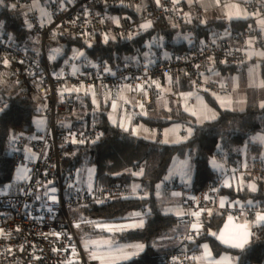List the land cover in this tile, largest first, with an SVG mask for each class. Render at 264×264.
<instances>
[{"label":"built area","instance_id":"built-area-1","mask_svg":"<svg viewBox=\"0 0 264 264\" xmlns=\"http://www.w3.org/2000/svg\"><path fill=\"white\" fill-rule=\"evenodd\" d=\"M12 1L25 12L33 37L30 45L20 46L5 37L0 28V73L11 75L16 83L23 82L26 74L30 83L38 80L39 85L33 87V91L43 101L47 126L44 131L22 130L15 136L12 156L17 170L23 169L27 178L21 180L16 176L0 191V226L3 228L0 264H92L80 244V223L73 210L90 203H108L133 196V187L121 182L101 183L96 177L82 180L76 169L65 165L72 146L95 142L102 136L95 124L76 127L70 123L78 93L106 96L115 88L128 87L149 113L165 96L167 85L171 94L177 93L180 79L196 91L227 94L229 87L219 81L205 80L204 75L217 65L241 72L249 55L244 47L227 41L226 30L209 28L198 36L193 26L203 13L189 9L182 0H159V4L156 0L146 7L139 21H135L130 12L100 10L110 5L129 6L138 0H6L7 5ZM37 2L46 15L36 7ZM244 5L248 10L264 13V0H248ZM159 20L191 25L186 31L187 49L182 54L171 53L169 57L158 54L151 63L139 55L112 68L106 61L79 57L78 50L66 54L61 46L49 45L57 34L83 37L89 44L96 37L108 40L117 35L131 42L146 31L142 25ZM247 36L260 37L261 33L257 26H247L242 37ZM4 60L8 61L7 65ZM7 107L8 103L0 97V111ZM235 168L239 171L238 166ZM240 172L244 177L259 180L264 190V158H254L249 168ZM229 173L219 175L200 192L177 180L165 182L162 192H179L185 218L190 223L198 218L193 213L202 215L215 210L255 221L256 213L264 211L261 202L253 199L237 202L222 194ZM258 228L255 224L254 232ZM178 240L180 245L167 252L161 264H193L194 252L182 247L187 236H180Z\"/></svg>","mask_w":264,"mask_h":264},{"label":"trees","instance_id":"trees-1","mask_svg":"<svg viewBox=\"0 0 264 264\" xmlns=\"http://www.w3.org/2000/svg\"><path fill=\"white\" fill-rule=\"evenodd\" d=\"M155 1L138 0L129 6L118 8L110 5L103 6L100 10L111 13L130 12L134 20L139 21L144 16L146 7ZM0 21L3 22L2 32L5 37L20 46L30 45L33 33L29 30L23 10L8 5L0 6ZM241 26L243 25H240L239 31L245 29ZM189 27L191 25L188 23H168L159 20L131 42L123 41L117 35L108 40L96 37L94 42L89 44L83 37L57 34L50 39L49 45L61 46L66 54L73 50H84L86 56L97 61H106L114 68L123 61L134 60L139 55L143 57L141 52L146 50L158 51L162 48L173 55L182 54L188 44L184 39L176 40V37L185 35ZM193 28L198 36H202L209 27H203L197 21ZM216 28L223 29V26ZM218 67L226 73L237 71L228 66ZM4 76L5 83L0 85V97L8 103V107L0 111V191L17 176L16 163L12 156L16 134L22 130H32L34 119L44 114L43 101L33 91V87L37 88L39 85L37 79L36 83L32 84L26 74L23 82L16 83L11 75ZM262 79L264 81V63ZM180 83L190 86L184 79ZM92 95L91 92L78 93L76 111L69 121L76 127L95 124L101 130L102 136L95 142L72 146L71 155L65 165L76 169L82 180H85L87 168L92 166L95 167V177L101 183L121 182L132 186L137 182L141 185L142 192L138 196L116 198L108 203H90L73 210L80 223L78 235L92 239L108 237L112 233L97 228L98 223L128 221L133 214L143 213V227L129 228L114 233L113 236L120 242H141L145 247L144 251L129 261L116 264H161L165 254L157 250L156 245L160 238L180 221L176 215L163 210L158 196V190L165 183L172 162L177 158L186 157L193 160L192 188L195 192H200L220 175L211 164L214 157L234 168L241 166L246 144L248 152L258 157L264 154L263 145L247 143L250 136L261 129L264 130V107L260 106L258 92L251 93L244 110L222 109L215 99L207 94L210 103L219 110V116L215 121L203 124H197L192 115L181 110L175 115L176 119L185 122L193 131L186 141L179 144L149 140L134 135L131 131H125L113 124L105 111L95 110ZM169 123L170 119L160 122L161 125ZM140 170L142 175L137 174ZM255 180L258 183L256 192L249 188L236 190L226 187L222 194L229 200L253 199L264 205L262 183ZM206 213H202L203 224L199 234L185 241L182 245L184 249L197 252L202 243L208 242L216 255L223 252L233 254L236 257V264H264V225L259 226L244 249L227 248L217 240L216 235L211 234H217L226 215L216 210L209 215ZM94 264L100 263L95 261Z\"/></svg>","mask_w":264,"mask_h":264},{"label":"crops","instance_id":"crops-1","mask_svg":"<svg viewBox=\"0 0 264 264\" xmlns=\"http://www.w3.org/2000/svg\"><path fill=\"white\" fill-rule=\"evenodd\" d=\"M184 5L188 7L189 9H194V10H201L203 13V16L198 19L199 24L203 27L208 26L209 28H216L217 26H223L222 30H226V39L231 45H240L246 49L248 52V55L252 52H259L261 48L264 47V30L261 29L259 21L264 18V13L260 10H248L246 6L244 5L245 2L248 0H220V3L217 4L216 0H182ZM233 4H238L241 10H246L247 13H256L259 12L260 15H248L246 19H228L227 12L229 11V8L226 6H230ZM11 6V5H8ZM13 7V6H11ZM258 18L255 20V18ZM239 23V24H238ZM237 24V25H236ZM240 25H243L241 27H254L257 26V29L261 33L260 37H255V36H247V37H242L243 31H239ZM208 28V29H209ZM243 28V29H244ZM220 29V28H218ZM2 31V27H1ZM228 31V33H227ZM185 36V38H183ZM179 39H184L187 42V36L181 35ZM249 40L252 41L251 44H249ZM263 44V45H262ZM158 54H161L162 56L169 57L171 52L165 49L160 48L158 51L156 50H148L146 55L143 56L142 58L148 62H154L155 58L157 57ZM257 55H252L250 57L249 55V60L244 68L243 74L245 73L246 68L252 63L256 62ZM253 60V61H252ZM252 61V62H251ZM264 63V62H263ZM262 63V64H263ZM227 73L222 71L218 65L215 66L213 69L209 70L206 72L204 75L205 80H215L219 81L221 84L227 86L230 88V92L227 94H220L218 92H207V91H196L194 90L191 85H182L180 83V80H178V91L176 94H171L170 88L167 85L164 88L165 91V96L158 102L157 107L154 111L147 113L146 115H142V112H139L138 107H141L136 95L132 93V90L127 88H115L113 91H111L108 95L109 99V104H104L101 103L102 110L100 111H105L110 119V121L121 127V123H123L129 130L132 132L133 128H136L139 130V137L146 138L149 140H160L164 141L165 139H168L170 142L169 144H179V143H173L171 141L175 140H181L180 143L186 141L191 135L187 136V139H184L186 135L188 134L187 131L185 130V127L188 126L185 124V122H182L180 120L176 119V114L180 112L181 110L185 111V106H187L190 110L185 111L188 114H191V110H195L197 112V116H193L195 119V122L197 124H203L206 122H211L215 121L218 119L219 116V110L214 107L209 99L208 95H210L215 101L217 102L218 106L222 109H228V110H244L247 107L248 104V94L246 92L245 94H238L236 93V98H225L226 96L232 95L234 93V87L232 83L229 82V79H225ZM222 77L221 79H219ZM5 78H3V75L0 74V85L4 84ZM185 86V87H183ZM248 90V89H247ZM84 92V91H81ZM92 93V92H91ZM193 94L191 96H182L181 94ZM208 94V95H207ZM99 96V95H97ZM103 100L105 96H99ZM199 97V99L197 98ZM119 100L123 101L125 100V104L123 107L121 106L118 111L115 113V118L110 117L108 114V109L112 106V104ZM231 101L230 106L228 105L227 101ZM262 103V101H260ZM238 106V107H237ZM105 107L107 109H105ZM104 108V109H103ZM143 109V107H141ZM235 108V109H234ZM144 110V109H143ZM146 113L145 111H143ZM202 114H215L216 118L215 119H203ZM46 117V116H45ZM47 119V117H46ZM170 119V123L167 125H161L160 122ZM115 121V123L113 122ZM152 121V123L150 122ZM158 123V124H157ZM190 127V126H189ZM124 129V127H121ZM45 129V128H44ZM41 130V131H44ZM145 129L147 131H145ZM192 130V128L190 127ZM166 130H169L166 134ZM193 131V130H192ZM259 144V143H256ZM263 145L264 144H261ZM261 158H264V154L259 156ZM258 158L253 153L246 152L241 166L239 165V171L236 170V166L234 168H230L226 162L220 160L218 157H214L211 160V164L214 167V169L222 175L225 172H230L226 178V184L227 188H234L236 190L239 189H244V188H249L250 189V183H249V177L246 176L244 177L242 173L240 172V169L244 168H249L250 162L254 159ZM183 162H186V166L184 165ZM214 162L217 165H222V167H216L214 166ZM243 164H245L246 167H242ZM172 171L170 172V176L166 178L165 182L170 181V180H177L180 184H185L187 186H191L193 184L194 180V164L193 160L191 158H177L172 162L171 168ZM95 177V176H94ZM86 179V177H85ZM255 181V180H254ZM162 187L159 190V199L162 203L163 210L167 213H171L176 215L178 218H180V221L172 227L169 232L164 235V237H161L160 240L158 241L156 245V249L159 250L160 252L166 254L167 252L173 250L177 246L180 245L178 238L180 236H187L188 240H191L195 234H197V231L192 228V224H198L199 230L202 229V215H199V217L196 219L195 222H188L185 218V212L183 210L182 204H181V198L179 195H174V193L179 192L177 190L169 191V192H162ZM139 192L141 194V187L139 186ZM251 190V189H250ZM255 190L254 192H256ZM237 202L240 201H247V200H236ZM211 213L213 211H210ZM264 212V211H263ZM182 213V214H178ZM141 215L139 217L132 215L130 218V223H138L141 219L144 221V214L140 213ZM206 214L209 215V212ZM229 216L231 215H226L225 220L220 228V230L216 234V238L220 235L221 232L225 233V236L227 237L228 231L232 230L235 226L244 224L246 221L249 224L250 231L252 234H254V227L255 224H253V221L250 220L246 216L242 217H233V220L231 224L229 223ZM229 225V229H225V225ZM264 225V224H259V226ZM253 236V235H252ZM252 236L250 237V241L252 239ZM189 237H192L189 239ZM217 240L225 247L227 248H232L227 244H224L217 238ZM135 245V244H133ZM143 245V244H141ZM204 245L208 246V249L211 252V257L208 259H201V260H194L193 264H236V257L229 253V252H223L219 255H216L211 247V245L208 242H204L201 244L199 251L194 252V257H201L203 256L205 249ZM144 246V245H143ZM145 247H143L142 251H139V254H141L144 251ZM238 249V248H234ZM135 249H128V251H134ZM138 254V255H139ZM135 255L134 257L138 256ZM129 259V260H131ZM129 260H118L116 263L119 262H125Z\"/></svg>","mask_w":264,"mask_h":264},{"label":"snow or ice","instance_id":"snow-or-ice-1","mask_svg":"<svg viewBox=\"0 0 264 264\" xmlns=\"http://www.w3.org/2000/svg\"><path fill=\"white\" fill-rule=\"evenodd\" d=\"M3 0H0V3H2ZM157 3L159 4V0H157ZM216 3L219 4L220 3V0H216ZM15 7V6H13ZM229 8V11L227 12V16H228V19H246L248 17V15H256V16H259L260 13L259 12H256V13H247L246 10H241L239 5L238 4H233V5H230V6H226ZM42 11V15H46L47 13H44L43 10ZM260 26H261V29L264 30V18H262L260 21ZM151 26V22H147L145 23L144 25H142L141 27L142 28H149ZM249 44L252 43L251 40H249L248 42ZM79 55H83V53H80ZM250 57L252 55H259L261 57H264V52H255V51H252L250 54ZM5 65L8 64V61L7 60H4L3 61ZM260 87H264V81H261L260 84H259ZM142 87V86H141ZM157 87H159V85H157ZM75 90V89H73ZM182 96H191L193 94L189 93V94H181ZM199 99V97H197ZM228 105L230 106L231 104V101H227ZM261 107H264V102L261 103L260 105ZM112 107L113 109H115L117 107V105L115 103L112 104ZM142 107V105H141ZM190 109L185 106V111H189ZM144 115H146L147 113H143ZM191 114L193 116H197V112L195 110H191ZM202 118L203 119H215L216 116L215 114H202ZM115 123V121H113ZM121 127H124V130L125 131H128L129 129L123 124L121 123L120 125ZM145 131H147L145 129ZM169 130H166V134ZM191 132L192 130L191 129H188V134L189 136L191 135ZM132 133L134 135H139V130L136 129V128H133L132 129ZM184 139H187V137H184ZM256 139H258L261 143H264V136H261V137H257ZM81 143L83 141H80ZM162 143H169L170 141L168 139H165L164 141H161ZM173 143H180L181 140H175V141H171ZM184 165L186 166V162H183ZM214 166L216 167H222V165H217L215 164L214 162ZM18 175H17V179H26V175L24 174V170L23 169H18ZM138 175H142L143 173H137ZM138 187V186H134L133 187V191H135V188ZM250 189L252 191H255L256 188H255V185H250L249 186ZM53 191H55L53 189ZM174 195H179L178 193H174ZM221 207H223L224 205V201L221 200ZM249 204H251V202H249ZM178 214H182V213H178ZM209 214H211V212H209ZM137 217H139L141 214L140 213H135L133 214ZM193 215L199 217L200 213L197 212V213H193ZM229 223L231 224L232 220H233V217L229 216ZM253 224H264V212H260V213H256V219L255 221H253ZM98 227H102L104 230H107L109 232L111 231H124L128 228H138V227H143V220L141 219L138 223H132V224H127V225H97ZM77 227H79V225H77ZM199 225L198 224H192V228L194 230L197 231V234H199ZM225 229H229V225L226 224L225 225ZM212 235H216V233H211ZM253 234L251 233L250 231V227H249V224L248 222L246 221L244 224H241V225H237L235 226L232 230L228 231L227 233V237L225 236V233L224 232H221L220 235L217 237L219 240H221L222 243L224 244H227L229 245L230 247H233V248H238V249H244L246 245L249 244L250 242V237L252 236ZM192 237H189V239H191ZM107 247L108 249V252L104 255H96L95 252L96 250L102 248V247ZM85 247L86 248H90L92 250V253H91V258L92 259H97V260H100L101 261V264H116V261L118 260H129L131 259L133 256L135 255H138L139 254V251H142L143 250V245H129V246H124V247H119V248H115L113 249L112 247V242L111 241H108V240H104V241H88L86 242L85 244ZM204 249H205V252L203 254V256L201 257H192V259L194 260H201V259H208L211 257V252L210 250L208 249V246L207 245H204L203 246ZM128 248H132V249H135L134 251H128L127 249ZM73 252H75V249H73Z\"/></svg>","mask_w":264,"mask_h":264},{"label":"rangeland","instance_id":"rangeland-1","mask_svg":"<svg viewBox=\"0 0 264 264\" xmlns=\"http://www.w3.org/2000/svg\"><path fill=\"white\" fill-rule=\"evenodd\" d=\"M10 5L14 6V1H12L10 3ZM0 6L1 7L7 6L6 0H3V2L0 3ZM36 7L40 8L41 4L37 2L36 3ZM41 10H43V9L40 8V12L42 13ZM43 12H44V10H43ZM2 26H3V22L0 21V28ZM151 26H152V24H151ZM151 26L149 28H151ZM149 28H147L146 30H148ZM180 36L181 35H178V37H176V40H178ZM183 38H185V36H183ZM147 51L148 50H146L145 52H141V51L140 52L142 53L143 56H145ZM259 52H264V47L261 48ZM80 53H83V55H79ZM78 56L79 57L86 56L85 51L84 50L78 51ZM254 61H256V62H252L246 68L244 74H243V72H237V71L234 72V73H231V72L227 73L225 79L226 80L229 79V82L232 83L235 91H234V93L232 95L226 96L225 98H236L235 97L236 93H237V96H238L239 93L246 95V92H247L248 97H249L253 91H257L260 100L262 102H264V87H260L259 86L260 82L263 81V79H262V65L263 64L262 63L264 62V57H261V56L257 55L256 60H254ZM2 75H3V78H5L4 74H2ZM221 78L222 77H220L219 79H221ZM92 97H93V101H94V103L96 105V109L95 110H97V111L102 110L101 103H104L105 105L109 104L108 101H109L110 98L108 96H105L103 98V100H102L101 97H99L95 93H93ZM125 102H126L125 100H123V101L119 100V102L117 103V101L115 100L114 103L117 105V107L115 109H113V107L111 106L108 109V111H107L108 114L110 115V117L115 118L114 115H115L116 111H118L121 106L123 107ZM105 109H107V108L105 107ZM138 110H139V112H142V115H143V113H144L143 111L144 110L141 107H138ZM46 126H47V119H46L45 115L42 114V115L37 116L34 119L32 130L41 131L44 128L46 129ZM188 129H190V127L186 126L185 130L187 131V133H188ZM188 135L189 134H187L186 137ZM261 136H264V130L263 129H261V131L257 132L256 134L250 136L249 139L247 140V143H259L260 144L261 142L258 139H256V138L257 137H261ZM261 144H264V143H261ZM246 152H248L247 151V144L245 145L244 150H243L244 155H245ZM242 167L243 168L246 167L245 164H243ZM171 171H172V169H170V171H169V173L167 175V178L170 176V172ZM140 173H141V170H140ZM94 176H95V167H92V166L88 167L87 170H86V173H85L86 179L93 178ZM254 180L255 179H249L248 181H249V183L251 185H255L256 190H258V183L256 182V180L255 181ZM134 186H138V187H136L135 191H133V196H138L140 194L138 188H139V186L141 187V185L139 183L135 182V183L132 184V187H134ZM158 195H159V190H158ZM143 223H144V221H143ZM127 224H131L129 220L128 221H123V222H111V223H102V222H100L97 225H127ZM97 228L101 229L102 227H98L97 226ZM117 232H119V231H111L112 234L110 236L104 237V238H97V239H92V238H87V237H79L80 238V244L83 247L84 253L90 259L92 264H94L95 261L101 264V261L91 258L92 250L90 248H86L85 247V244L88 241H93V240L94 241H104V240H108V241L112 242L113 249L119 248V247H124V246H129V245H133V244H135V245H141L142 244L141 242H128V243L127 242H120V241H118L115 238V236H113L114 233H117ZM1 235H3V228L0 226V236ZM128 249H131V248H128ZM107 252H108V249L105 246V247H102V248L96 250L95 254L96 255H104Z\"/></svg>","mask_w":264,"mask_h":264}]
</instances>
